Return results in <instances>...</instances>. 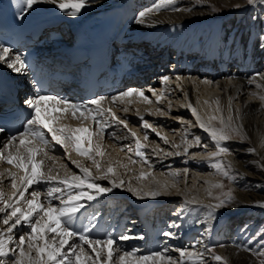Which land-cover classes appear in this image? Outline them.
Segmentation results:
<instances>
[{
    "label": "bare ground",
    "instance_id": "bare-ground-1",
    "mask_svg": "<svg viewBox=\"0 0 264 264\" xmlns=\"http://www.w3.org/2000/svg\"><path fill=\"white\" fill-rule=\"evenodd\" d=\"M197 1L174 0L173 4L155 10V6L164 4L165 0H86V6L77 15L71 16L50 0H41L24 11L25 20L36 17H40V20L57 18L58 21H66L73 28L89 31L113 26L112 36L116 45L124 46L125 53L121 51L124 61L131 62L137 71L134 72L136 80L129 82L127 87L124 86L120 93L129 89L143 92V97L133 93L115 102L111 98L103 101L116 117L113 119L108 113L104 115L103 131H100L99 125L94 124L91 117L85 118L86 115L80 114L73 116L71 110H61L60 104L50 106V115L55 118L50 122L53 127H63L66 130L87 129V132L78 135L82 137V149L87 150L92 159L88 155L78 154L73 141L65 140L63 144H56L49 138L45 149L47 156L40 153L36 159L43 161V173L58 178L42 180L39 184L32 185L25 196L31 199L30 193L39 191L41 202L45 204L49 199L47 192L54 188L62 190L54 193L55 197L62 199H66L70 193L77 194L81 191L93 195L94 199L103 196L94 208L86 211L81 209L78 215H82L81 222L84 225L79 229L75 226V229L84 231L85 228H96L92 231L93 234H86L94 239L110 235L116 241L114 247L121 252L135 250L138 256L163 252L176 264H224L225 261L226 264H260L252 252L254 249L263 251L264 244L257 246L250 241L253 225L247 222L252 221L254 224L264 221V204L249 206L251 199L244 192V186L252 177L250 166L264 165V100L259 98L264 96V0H257L254 7L247 11L235 10L236 12L225 17H219L218 14L221 13L218 10L228 12L235 9V0H205L212 4L209 7L199 6L197 3L200 1ZM121 5L125 8H121ZM141 12L145 13L142 18ZM97 15V21H90L91 17ZM128 24L130 27L126 32L127 37L124 31ZM213 116L216 119H210ZM229 116L232 117L231 120L228 119ZM197 117L212 129L223 128L225 134H232L225 154L227 165L237 173V198L232 206L215 205L219 187L214 185L223 186L224 181L211 168L212 154L205 152L209 148L203 149L204 146L198 145L199 138L203 136L208 140L203 145L214 144V140L208 131L200 127ZM146 119L155 126L163 122L157 128L165 130L172 128L176 122L179 123L177 137L170 134L176 141L152 126L154 134L167 136L158 143L156 140L159 141L160 138L145 133L143 137L147 136L148 139L139 140L143 145L140 151L147 149L146 152L143 151L142 158L147 162L144 166L156 170L153 175L150 173L154 180L143 183V180L136 182V178L130 180L132 172L128 179L118 177L123 169V172L129 174L125 167L131 168L133 172L134 170L119 153L123 150L122 145L125 147L127 144H123L125 139L117 136L110 143L111 131L108 135L106 130L117 128V122L120 121L125 126L135 120L145 124ZM131 127L136 132L137 127ZM138 132L142 134L140 129ZM150 138L152 143H158L160 147L163 145L164 150H167L161 151L154 144L151 148L146 147ZM8 141L5 134L0 135V151L4 150ZM107 141L112 144L111 149L108 147L110 151L104 146ZM98 146L103 155H97ZM135 149L137 151L136 142ZM93 159L100 165L99 170ZM73 161L89 169L92 177L104 175L111 167L113 173L108 174V179L95 180L100 186L111 188V191L98 194L87 187L70 189L60 183L61 179L71 177L72 174L83 175ZM8 172L17 174L18 185L19 176L23 173L0 161V174H3L0 175V192L3 193L4 200L9 197L15 200V189ZM144 172L141 170L140 174ZM160 175L167 179L159 177ZM179 178L181 181L177 184ZM110 181H115L120 186L113 187ZM124 182L127 184H121ZM155 182L157 186H152ZM129 188L133 191H129ZM156 191L160 195L153 196L152 193ZM94 199L87 200L85 196L81 203L85 207ZM52 203L59 206L60 200L53 199ZM4 206L0 202V207ZM21 206L25 207L23 203ZM10 211L6 209L5 213H0V231L6 230L7 226L2 221ZM117 228L120 233H113ZM211 230L215 231L212 237L215 250L208 241L211 240L208 235ZM28 231L27 224L17 226L13 230V242L9 248L16 249L19 237L26 235ZM122 236L129 239H120ZM72 242L80 243L78 239L70 241ZM84 247L94 255L87 245ZM181 250L185 251L183 257ZM65 251L68 249L65 248ZM16 254L18 253L9 252L7 256L0 257V261L2 264H13ZM215 256H220L223 260H214Z\"/></svg>",
    "mask_w": 264,
    "mask_h": 264
},
{
    "label": "snow or ice",
    "instance_id": "snow-or-ice-1",
    "mask_svg": "<svg viewBox=\"0 0 264 264\" xmlns=\"http://www.w3.org/2000/svg\"><path fill=\"white\" fill-rule=\"evenodd\" d=\"M41 2V0H16L17 7H23V9H31L35 4ZM51 3L57 4L60 10L65 11L68 15L75 16L78 12L86 6V0H50ZM174 0H165L164 4L156 5L155 10H159L160 7L165 5H171ZM153 9H148L152 11ZM145 13L141 12L140 17H144ZM142 22V21H141ZM0 63L6 64V66L14 71L19 72L23 67V61L18 55L13 59L12 50L8 47L0 45ZM19 65V67H17ZM167 80V77L164 78ZM205 83H211L205 81ZM135 93L136 95L143 97V92L135 89H129L120 93L118 96L111 97V100L115 102L121 97H128ZM264 100V96L259 97ZM108 99L107 97H99L90 101L91 104L96 105V109H81V106L70 103L67 100H62L57 97L40 95L32 99L25 101L27 106L32 110L31 118L27 120L23 126V131L19 133V136H12L9 138L7 144L4 145V150L0 151V161H4L9 165L16 167L23 175L19 176V185L17 184V174L8 172V175L12 178V187L15 189L13 197H9L4 200L3 193L0 192V202L5 206L0 207V213H5L6 209H10V213L6 214L3 218V224L7 226L5 231H0V257L7 256L9 252H17L14 256L13 264H176L170 256H165L163 252H153L148 255H137L136 251H119L114 247L116 244L115 239L110 235L106 238H92L86 234L90 232V229L84 231H77L74 228V221L84 205L81 200L86 196L87 200L94 199V196L87 194L83 191L77 194H69L66 199L55 197L54 193L62 191L59 188L51 189L47 192V203L41 202V193L39 191H32L30 193L31 199L25 196L28 189L34 185L39 184L42 180H55L58 177L45 174L41 171L43 161L37 160L36 156L43 153L47 156L45 149L49 144L48 136L56 144H63L65 140L73 141L75 143V150L80 155H88L89 159L92 157L88 151L82 149L81 140L82 137L78 133L87 132L86 128H75L66 130L63 127H53L50 123L55 119L52 117L47 109L42 112V108L49 102L55 101L56 104H63L64 110H71L73 116L77 112L81 116L91 117L94 124L100 126V131H103V120L98 117H103L105 113L116 119L115 114L111 112V108H104L102 102ZM147 99V97H144ZM127 109H125L126 111ZM95 111L96 115H93ZM195 113V109H193ZM210 119H216L215 116ZM232 119L231 116L228 117ZM200 127L209 132L212 139L217 141L220 153H227L226 147L219 146L220 140L228 139L225 135L223 128L216 130L205 125L202 121ZM120 123H124L120 121ZM223 123V120H221ZM125 127L127 125L125 124ZM144 127H150L147 123ZM135 136V133H132ZM159 135V134H158ZM148 139L147 136L144 137ZM18 141V143H17ZM167 142V141H165ZM137 155L143 157V152L140 149L143 145L137 140ZM23 149V150H22ZM187 151V150H186ZM97 155H103L99 146L97 147ZM73 163H76L73 161ZM93 163L96 164L99 170L100 165L93 159ZM76 167L80 169L83 175L72 174L71 177H65L60 180V183L64 184L68 188L82 189L87 187L88 189L95 190L98 194L111 191V188L102 187L95 182L96 179H108V174L113 173V169L109 167L104 175L99 177H92L89 169L81 167L76 163ZM219 169L221 165L217 164ZM227 175V172L224 173ZM3 175V174H0ZM113 187H118L115 181H110ZM215 187H222V185H214ZM166 188L167 185L165 184ZM129 191H133L131 188ZM18 193V196L16 195ZM135 194V193H134ZM153 196L160 195V192L156 191L152 193ZM59 199V206L53 205L52 200ZM21 203L25 207L21 206ZM224 201L217 204L216 207H220ZM264 206V205H262ZM23 224L28 225L29 231L26 235H21L16 242V249L9 248V245L13 242V230ZM165 235H171L165 233ZM78 239L80 243L74 241ZM120 239L127 240L129 237L122 236ZM26 245V248H25ZM91 250L90 254L84 247ZM65 248L68 251H65ZM69 253L71 255H69ZM185 255V251L181 250V257ZM191 255V254H189ZM74 257V259L72 258ZM215 260L222 261L223 258L215 256ZM2 264V261H0ZM226 264V261L224 262Z\"/></svg>",
    "mask_w": 264,
    "mask_h": 264
},
{
    "label": "rangeland",
    "instance_id": "rangeland-1",
    "mask_svg": "<svg viewBox=\"0 0 264 264\" xmlns=\"http://www.w3.org/2000/svg\"><path fill=\"white\" fill-rule=\"evenodd\" d=\"M89 1H92V0H89ZM198 1H200V2H198ZM198 1H197L198 2L197 4L199 6H202V7H204L205 5L208 6V7L209 6H212L211 3H210L211 5H210L209 2H207L205 0H203V1L198 0ZM204 1H205L206 4L204 3ZM234 2H235L234 5H236V8L235 9L228 11L229 14H228V12H224V11L218 10V12L221 13V14H218V16L220 17L221 15H223L225 17V16L230 15V14L236 12V11H247L250 8H253L254 7V2H257V0H235ZM207 3H208V5H207ZM222 12H224V13H222ZM210 21H213V19L210 20ZM129 27H130V24L127 25L126 30L124 31V33H126L128 31ZM126 35H127V33H126ZM127 37H128V35H127ZM140 37H142V36H140ZM145 121H146V123L150 127H147L146 128V127H144V123L140 122L139 120H135L134 123H129L128 125H130V126L127 125V127H125L123 124H120V122H117L119 124L117 126V128H114V129L109 130V131H111V134H110L111 135V140L109 139L110 140V143H112V140L115 141V139L117 138V136L118 137L121 136L122 140L125 139L124 140L125 142H123V144H126V143L127 144L124 145L125 147H123V145H122L121 148L123 150L120 151L119 153L122 154L126 158V161L128 163H130V165H132L131 167H133V170H134V172H133L131 168L128 169V167H125L126 168L125 170L128 171L129 174H127L126 172H123L124 171V169H123L122 171L119 172V175H117L118 177H122L123 176V177H125V179H128V177L130 176V173L132 172L131 173L130 180H132V179L134 180L136 178L135 179L136 182L143 180L142 183L143 182H146L147 180L148 181L154 180V178H153L152 175H153V172L156 171V170L153 171L148 166H144L145 163H147V162L141 156H138L136 154L137 153V151L135 149V142H136V140H140V138H144L143 136L146 133V134H148V136H153L154 135V137L157 136L158 139L160 138L159 141L156 140L158 143H160L162 141V138L163 139L164 138H167V136L169 138H171L172 137L171 136L172 134H175L176 135L175 137H177V133H179V131H180L177 128V124H179L177 122L175 123L176 125H174L172 128H169V129L166 128V130H165V129L157 128V126L159 127L160 125H162L163 122L157 123L156 124L157 126H155V125H152L151 124L152 122L149 119H146ZM132 125H134V126L137 127L136 132L134 131V128L131 127ZM152 126L154 128H157V129L162 130L165 134H168V135L165 136L164 134H162L163 136H165V137H163L161 134L160 135H158L157 133L154 134L153 131H152V129H153ZM130 129L133 130V133H135V136L132 135V132H131ZM138 129H140L142 131V134H141V132H138ZM170 130L172 131V133H171ZM173 130H175V132ZM109 131H107L108 132V135L110 133ZM146 131H148V132H146ZM235 134H237V132ZM225 135H227V134H225ZM175 137H172L171 139L174 141V138ZM227 137H228V139H226V140H220L219 141V146L226 147L228 149V146H229L228 144L230 143V140L232 139L231 138L232 137V134L227 135ZM104 139H105V137H104ZM199 139H200V143L198 145L200 147L201 146H204L203 149H206L208 147L209 149H206L205 152L206 153L208 152L209 154H212V156H210V162L213 164V165H211V168H214L216 170V172L219 173V175L221 176V178L224 181V185L222 187H219V190H218V192L216 194V197H215V205L220 204L221 201H224V203L220 207H228V206L234 205V202H235V200L237 198L236 197L237 196L236 195V192H237V189H238V187L236 186V179H237L236 176H237V173L231 171V169L227 165V162L225 161V154L226 153H220L219 152V147L217 146V141L216 142L214 141V144H211L210 143V144H207V145H203L208 140H206V138L204 136L201 137V138H199ZM151 140H152V138L149 139L148 142H150V143L146 147H149L150 146V148H151V145H153V144L155 146H157V148L160 147V146H158V143H152ZM175 141H176V138H175ZM110 143H108V141L107 142H104V144H105L104 146L107 149V151H110V149L112 148V147H110V145H112ZM162 144H163V142H162ZM108 147H110V149ZM159 149L161 151H163L164 150V146L161 145V147ZM165 150H167V148ZM143 151L146 152L147 149H143ZM166 152H169V150L166 151ZM104 158H105V161H106V156H104ZM108 158L111 159L110 157H108ZM103 164H104V162H103ZM217 164L221 165V168L218 169L216 167ZM128 166H129V164H128ZM142 167L144 169H142ZM105 169H106V167H105ZM141 170H144L145 171L144 173L146 175L144 173L141 175L140 174V171ZM147 170H148V172H147ZM249 171H250L252 177H251V180L248 183H246L245 186H244V192L251 199V203H249L248 205L249 206H256V205L264 204V165H256V164H253V165L250 166ZM225 172H227V175L224 174ZM160 173H162V172H160ZM168 173L171 174V172H168ZM138 174L140 176H142V177H139ZM159 177H162V178L167 179V177H164V175H160ZM170 178H172V177H170ZM172 179H174V178H172ZM178 181L179 182L181 181L180 178L177 180V182H176L177 184H178ZM130 183H131V181H130ZM121 184L125 185L127 183L124 182V183H121ZM152 186H157V183L155 182L154 184H152ZM175 208H176V206L174 204L173 209H175ZM247 224H250V225L252 224L253 225V226L251 225L253 227L252 233L249 235L250 241L254 245H257V246L260 245V244H264V221L262 223H254V224H253L252 221H248ZM208 235L211 238V240H208V241L210 242L211 246L214 248L213 250H215V246H214V244H212V237L215 235V231H212L211 230ZM252 255H254V256L257 257L258 262L260 264H264V249L261 252L258 249H254V251L252 252ZM214 263H216V262H214ZM214 263H209V264H214ZM237 264H243V263L238 262Z\"/></svg>",
    "mask_w": 264,
    "mask_h": 264
}]
</instances>
